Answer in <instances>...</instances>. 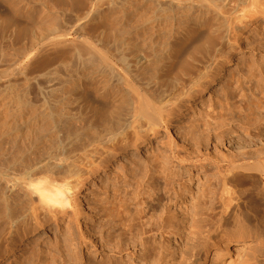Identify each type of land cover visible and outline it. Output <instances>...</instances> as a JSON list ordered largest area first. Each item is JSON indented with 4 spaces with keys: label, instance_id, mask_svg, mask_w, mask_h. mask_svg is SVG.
I'll return each instance as SVG.
<instances>
[{
    "label": "bare ground",
    "instance_id": "obj_1",
    "mask_svg": "<svg viewBox=\"0 0 264 264\" xmlns=\"http://www.w3.org/2000/svg\"><path fill=\"white\" fill-rule=\"evenodd\" d=\"M261 19L264 0H0V257L28 240L41 222L57 220L72 207L85 176L106 169L117 154L138 150L150 130L169 128L177 99L191 92H178L186 77L208 58L210 69L193 88L209 89L235 57L245 24ZM222 42L227 47L221 49ZM263 65L239 62L214 110L222 117L237 115L240 106L230 100L247 98L245 85L259 76L257 83L263 81ZM248 89L264 100L259 84ZM258 101L245 108L255 117L259 147L250 135L225 139L230 151H239L223 184L225 219L234 209L231 182L263 185L262 191L250 190L256 198L252 213L234 218L243 236L236 242L257 233L262 248L243 264H264V118L256 117L264 101ZM192 128L189 141L201 143L210 123ZM133 165L130 174L120 168L124 181L118 187L115 178L108 185L114 187V201L98 200L99 213L112 218L111 227L122 224L141 239L147 251L142 264H154L161 244L173 255L179 249L181 219L177 205L173 208L178 188L163 158ZM250 217L263 228L253 230ZM231 238H224L214 260L230 254ZM116 239L112 248L120 252L122 235ZM63 241L62 247H30L22 264H80ZM154 247L158 255L152 258Z\"/></svg>",
    "mask_w": 264,
    "mask_h": 264
},
{
    "label": "rangeland",
    "instance_id": "obj_2",
    "mask_svg": "<svg viewBox=\"0 0 264 264\" xmlns=\"http://www.w3.org/2000/svg\"><path fill=\"white\" fill-rule=\"evenodd\" d=\"M263 34L264 19L245 24L244 29L240 31L241 38L236 46L235 57L225 65L223 72L209 89L202 91V87L193 88V82L199 80L200 75L210 69L206 66L207 64L209 66L211 60L205 58L207 63H200L201 65L199 64L200 66L186 77L185 84L179 89L178 92H181L183 88H188L191 92L177 99L169 128L158 127L150 130L138 150L129 149L117 154L111 159L106 169L103 168L91 177L85 176V181L76 192L77 196L72 198V207L67 208L64 213H59L57 220L50 217L47 223L41 222V226L37 227L28 240L19 241L14 250L0 257V264H22L21 261L27 252L25 250L30 247L44 248L58 243H60L59 246H63L65 244L63 240L69 243L70 251H72L70 254H77L75 257L80 264H142L141 258L147 251L141 247V239L132 238L128 228L122 224L111 227L109 220L111 223L112 218H107L106 212L99 213L100 203L97 202L107 196H111L110 202L114 201V187L108 185H111L115 178L116 181L119 180L118 187L119 182L124 181L120 168L124 167V172L130 174L134 160H140V164L146 166L148 162L152 163L156 155L163 158L168 168L174 171V183L178 191L177 196L174 197L173 208L177 205L182 231L177 253L173 255L169 245L161 244L163 248L161 258L159 262L154 261V264H243L248 258L258 253L261 255L262 248L257 233H254L253 237L245 238L247 240L243 243L236 242L243 239V236L236 230L234 218L241 213L243 218L246 213H249L256 202L250 190L254 188L257 189L256 192L262 191V183L236 181L229 184L233 190L232 207L234 209L228 219H225L221 197L225 196L223 184L230 178L227 172L230 160L234 158V152L239 153L237 150L230 151L225 139L230 136L244 138L250 135L252 139L249 140L256 144V148L259 147L257 138L253 135V132H257L255 123L252 122L255 117L245 107L254 104L255 101L259 102L258 100L264 101L263 97L256 98L261 97L258 90L255 94H250L252 91L248 89L255 88L259 84L264 91V77L263 81L260 80L261 76L258 77L259 83L257 78L251 84L248 82V86L245 85L247 98L243 100L240 95H234V98L230 100L231 106H240V112L238 110L237 115L229 116V114L222 117L223 113L218 114L217 108L214 109L218 103V92H221L228 73L231 70L236 71L239 62L254 60L257 66L264 63ZM219 45L221 49L227 47L226 42ZM217 62L219 63L220 60ZM253 101L254 103H251ZM242 102L245 109L240 105ZM256 117L264 118V110L260 111ZM205 120L210 123L209 135L205 133V139L201 143L189 141L187 134L193 129V125L197 123L202 125ZM159 183L164 186V180H159ZM132 188L129 187L128 191ZM121 192L124 196L125 191L121 190ZM107 207H109L107 211L109 213L111 206L107 205ZM130 212L133 214V207H130ZM248 219L247 224L251 225L253 230H256L257 225L263 228L260 221L258 223L252 217ZM133 228L134 232L138 230ZM228 234L234 241L229 246L230 254L222 260H214L219 254L221 255L219 246L223 244ZM119 235H122L121 241L124 245L120 252L112 248V244L116 243ZM237 249L241 250L235 251ZM151 252L152 258L158 255L155 247Z\"/></svg>",
    "mask_w": 264,
    "mask_h": 264
}]
</instances>
